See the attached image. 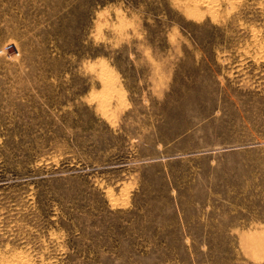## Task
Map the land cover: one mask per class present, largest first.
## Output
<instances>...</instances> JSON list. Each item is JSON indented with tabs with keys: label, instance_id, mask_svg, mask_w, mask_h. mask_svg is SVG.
Returning a JSON list of instances; mask_svg holds the SVG:
<instances>
[{
	"label": "rangeland",
	"instance_id": "obj_1",
	"mask_svg": "<svg viewBox=\"0 0 264 264\" xmlns=\"http://www.w3.org/2000/svg\"><path fill=\"white\" fill-rule=\"evenodd\" d=\"M0 264H264V0H0Z\"/></svg>",
	"mask_w": 264,
	"mask_h": 264
}]
</instances>
